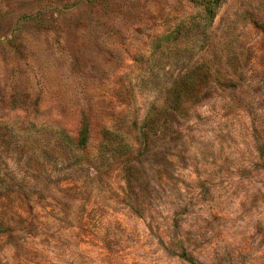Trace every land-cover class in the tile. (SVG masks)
Here are the masks:
<instances>
[{
	"label": "rangeland",
	"instance_id": "rangeland-1",
	"mask_svg": "<svg viewBox=\"0 0 264 264\" xmlns=\"http://www.w3.org/2000/svg\"><path fill=\"white\" fill-rule=\"evenodd\" d=\"M199 10L0 0V212L36 217L29 232L0 235V264H264V0H225L205 39ZM183 22L194 32L158 48ZM201 62L231 86L185 91L130 181L120 160H100L105 128L138 149L148 110ZM84 123L91 162L55 169L54 131L77 138ZM12 128L37 134L41 166L14 150Z\"/></svg>",
	"mask_w": 264,
	"mask_h": 264
},
{
	"label": "trees",
	"instance_id": "trees-1",
	"mask_svg": "<svg viewBox=\"0 0 264 264\" xmlns=\"http://www.w3.org/2000/svg\"><path fill=\"white\" fill-rule=\"evenodd\" d=\"M224 1L225 0H192V2L200 8L199 12L196 14L195 19H198V22L195 27L197 28L196 34L202 39L209 37L210 32L213 29L212 25L214 19ZM30 18V21L33 22V18ZM192 25L194 24L186 26L184 22L181 23L171 33L163 36L159 40L158 48H161V46L165 43H167V45L178 43L182 34L194 32ZM262 29L264 32V28ZM210 43L211 42L209 41L206 42L207 45ZM206 47L207 46L202 45L201 50ZM230 55L234 59L236 52L233 51ZM220 70L221 68L219 65L201 62L191 72H187L182 77L176 78L173 82H171L165 91L166 107L163 109L156 107L150 108L142 124L138 128L137 132H139V137L143 140V144L141 142L138 143V149L134 148V144L130 141L128 134H123L114 127L105 128L103 130V140L99 150L100 160L107 162L109 160H120L126 167L125 171L127 172L130 181V179L134 177L132 165L142 164L143 159L148 152L149 143L147 141L149 140L147 137H156L159 133V130L156 128V125L160 123L159 121L166 117L175 119L176 112L180 109L181 98L185 91L192 87H196L198 89H210L213 83H219L220 80H213L215 74L220 72ZM232 81V77L227 76L222 78L219 84L223 87H230V83ZM158 127L160 126L158 125ZM6 132L7 133L4 136H9V141L14 139L16 144L14 146V150H16V148L20 149V153L27 157L28 163L30 161H35L37 165L40 164L41 166V164H43L41 163L43 159L42 155H45L46 149H44L42 142L35 139L37 134L27 135L25 134L26 132L22 133L16 128L6 130ZM53 137L54 148L57 151L54 158L55 169L59 168V171H61V169L64 170V168L72 167L75 170H81L86 164L91 162V160L86 157V150L89 141L87 123L83 124L77 138L71 137L61 129H56L53 133ZM20 143L22 145L21 147L19 146ZM91 164L95 165V163ZM0 185H3L1 181ZM32 215L33 214L31 212H28V216L24 217L21 214L15 213L14 217L9 220L6 219V216H4L2 212H0V235L14 234L16 231L21 233L22 231H24V233L29 232L28 229L34 227L33 222L36 219V217H33ZM10 221L12 223L14 221L15 222L10 224ZM12 225L16 228H13ZM180 257L185 260L192 261L191 257H189L185 251L181 253Z\"/></svg>",
	"mask_w": 264,
	"mask_h": 264
}]
</instances>
